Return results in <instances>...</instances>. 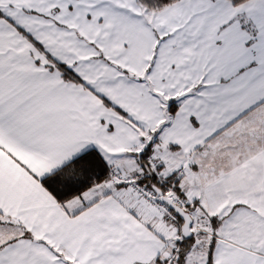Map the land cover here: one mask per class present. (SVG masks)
<instances>
[{
  "label": "snow or ice",
  "instance_id": "6c2138e0",
  "mask_svg": "<svg viewBox=\"0 0 264 264\" xmlns=\"http://www.w3.org/2000/svg\"><path fill=\"white\" fill-rule=\"evenodd\" d=\"M0 264H264V0H0Z\"/></svg>",
  "mask_w": 264,
  "mask_h": 264
}]
</instances>
